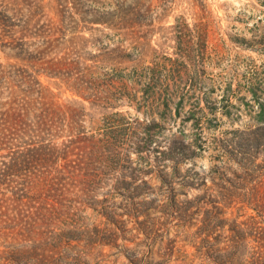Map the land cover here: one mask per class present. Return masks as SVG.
<instances>
[{
    "label": "rangeland",
    "instance_id": "1",
    "mask_svg": "<svg viewBox=\"0 0 264 264\" xmlns=\"http://www.w3.org/2000/svg\"><path fill=\"white\" fill-rule=\"evenodd\" d=\"M0 84V113L11 102L20 108L29 91L53 109L79 102L73 120L61 121L58 142H75L73 162L85 144L90 172L103 184L97 194L71 193L65 205L76 211L56 213L55 225L41 228L50 242L44 258L0 256V264H215L200 252L195 198L214 182L244 175L236 163L225 172L227 162H254L253 176L264 172L257 168L264 146L248 134L264 104V0H0ZM154 121L160 125L152 148L166 144L167 160L158 150L137 152L135 142ZM155 162H171L170 171L172 162H182L173 186L183 180L197 186L177 197L193 224L177 219L161 192L149 211L159 223L156 242L117 229L116 244L94 243L97 228L109 234L99 211L128 209L119 179ZM156 176L144 178L156 187ZM68 222L85 224L81 240L69 238L76 235ZM205 233L212 242L220 238L218 231ZM11 249V241L0 246Z\"/></svg>",
    "mask_w": 264,
    "mask_h": 264
},
{
    "label": "trees",
    "instance_id": "2",
    "mask_svg": "<svg viewBox=\"0 0 264 264\" xmlns=\"http://www.w3.org/2000/svg\"><path fill=\"white\" fill-rule=\"evenodd\" d=\"M28 94L29 98L24 100L20 108L11 102L0 113V246L11 241L12 247L8 252H0V256L6 260L44 258V246L50 242H44L41 238V228L55 225L56 213L69 216L72 211H76L72 206L65 205V200L74 191L84 196L97 194L101 185L103 187L94 178L86 162L84 154L87 146L82 144L77 147L81 156L79 162H73L75 142L72 139L58 142L62 131L61 121L69 118L73 120L79 102L69 101L53 109L51 104L47 106L34 102L30 91ZM36 104L41 106L37 107ZM258 106L254 125L248 134L253 137L252 144L264 146V104L259 103ZM39 108L41 112L34 114ZM159 125V122L154 121L146 126L143 140L135 142V145L137 152L158 150L162 159L167 160L171 152L166 144L159 143L152 148L156 143L152 131ZM69 127V133H73V126ZM77 137L80 138V132ZM170 163L155 162L149 170L140 169L139 174H135L138 169H132L129 178L119 179L117 186L130 201L126 206L128 209L122 213L107 209L99 211L106 218L105 226L109 234H99L101 231L97 228L90 239L94 243L116 244L119 229L129 233L137 231L138 235H145L146 241L156 242L159 223L151 217L149 211L154 209L153 202L157 200L153 198L154 195L158 196L161 192L170 200L166 206L178 212L177 219L193 224L188 218V208H183L177 197L197 186L193 181L183 180L180 188L176 189L173 179L180 174L182 162H172L175 164L174 171L169 170ZM230 163H236L244 175L237 177L236 181L226 179L221 183L214 182L210 187H206V181L199 185L200 189L206 187L195 198L200 200V205L195 206L201 224L200 252L215 264H226V261L231 264H264V172L261 176H253L256 172L254 162H249V165L244 162H227L222 166L225 172L232 169L233 166L228 165ZM257 168L264 170V165ZM153 173L157 174L159 182L156 187L144 178ZM257 177H261V180L254 183ZM136 199L138 202L134 203ZM141 207H146V210ZM251 210L254 214L249 213ZM125 215L127 219H123ZM129 224H133L132 229L128 228ZM66 225L68 232L76 235L69 237L71 240H81L79 235L86 233L82 230L85 224L68 222ZM209 230L218 231L220 238L212 242L210 234L205 233ZM204 234L205 238H202ZM205 245H208V251L203 253ZM69 257L67 254L65 258Z\"/></svg>",
    "mask_w": 264,
    "mask_h": 264
}]
</instances>
